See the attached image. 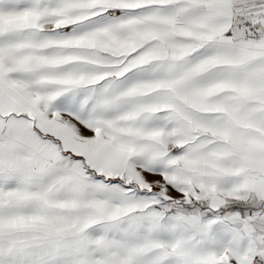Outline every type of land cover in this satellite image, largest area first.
Here are the masks:
<instances>
[{"label": "snow or ice", "instance_id": "1", "mask_svg": "<svg viewBox=\"0 0 264 264\" xmlns=\"http://www.w3.org/2000/svg\"><path fill=\"white\" fill-rule=\"evenodd\" d=\"M0 264H264V0H0Z\"/></svg>", "mask_w": 264, "mask_h": 264}]
</instances>
